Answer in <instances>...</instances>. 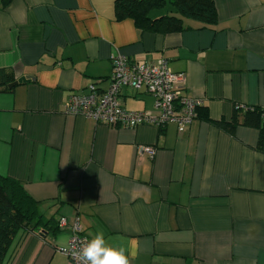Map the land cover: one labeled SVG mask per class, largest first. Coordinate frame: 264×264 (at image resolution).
<instances>
[{
    "label": "crops",
    "instance_id": "0c3cea01",
    "mask_svg": "<svg viewBox=\"0 0 264 264\" xmlns=\"http://www.w3.org/2000/svg\"><path fill=\"white\" fill-rule=\"evenodd\" d=\"M150 12L173 15L170 0ZM217 21L182 18L177 33L116 20L114 0H0V69L18 84L0 93V176L38 202L41 228L20 232L5 264H69L58 252L78 221L84 236L137 251L131 264H264V154L258 130L234 133L197 118L109 127L66 113L73 95L109 86L112 58L166 59L210 121L234 107L264 110V0H214ZM121 105L151 112L152 98L122 89ZM151 147L153 157L138 156ZM64 217L67 225L57 226Z\"/></svg>",
    "mask_w": 264,
    "mask_h": 264
},
{
    "label": "built area",
    "instance_id": "2783aa9c",
    "mask_svg": "<svg viewBox=\"0 0 264 264\" xmlns=\"http://www.w3.org/2000/svg\"><path fill=\"white\" fill-rule=\"evenodd\" d=\"M126 88L137 92L143 90L148 94L153 100L152 111L126 110L119 100L121 90ZM185 88V74L173 73L166 59L140 64L124 56H114L108 88L98 92L95 85H89L86 94L69 98L66 113L109 127L128 129L142 125L162 128L174 124L178 134H181L196 120L197 110L203 106L200 100L188 97ZM154 154L155 150L151 147L138 148L139 157H153ZM66 225L64 217L58 220L60 228ZM87 242L88 239L76 220L70 227L66 246L58 252L68 258L69 264H83L78 253Z\"/></svg>",
    "mask_w": 264,
    "mask_h": 264
},
{
    "label": "trees",
    "instance_id": "16d2710c",
    "mask_svg": "<svg viewBox=\"0 0 264 264\" xmlns=\"http://www.w3.org/2000/svg\"><path fill=\"white\" fill-rule=\"evenodd\" d=\"M169 4L173 15L152 19L150 12L164 8V0H114L115 17L116 20L131 19L142 31L153 30L163 34L180 32L183 29L182 18L198 21L203 26L213 25L217 21L214 0H170ZM15 82L11 70L0 69V93H11L15 86H9ZM203 111L202 107L198 108L197 118L212 123L228 134L232 135L238 125L258 130L256 150L264 154V110L237 106L228 122L210 121ZM50 224L42 220L38 202L26 193L21 184L0 176V264H5L14 239L20 232L38 233L41 228L56 232L57 228Z\"/></svg>",
    "mask_w": 264,
    "mask_h": 264
},
{
    "label": "clouds",
    "instance_id": "9594fccd",
    "mask_svg": "<svg viewBox=\"0 0 264 264\" xmlns=\"http://www.w3.org/2000/svg\"><path fill=\"white\" fill-rule=\"evenodd\" d=\"M92 237L80 249L78 255L83 264H131L136 258L135 246L128 253L125 247H115L109 244L103 231L89 233Z\"/></svg>",
    "mask_w": 264,
    "mask_h": 264
},
{
    "label": "water",
    "instance_id": "95a60500",
    "mask_svg": "<svg viewBox=\"0 0 264 264\" xmlns=\"http://www.w3.org/2000/svg\"><path fill=\"white\" fill-rule=\"evenodd\" d=\"M28 78H21L19 80H17L15 83L11 84L9 87H14L18 84H21V83H25L27 81Z\"/></svg>",
    "mask_w": 264,
    "mask_h": 264
}]
</instances>
